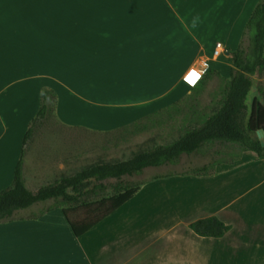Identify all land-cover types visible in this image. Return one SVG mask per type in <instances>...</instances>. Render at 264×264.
Wrapping results in <instances>:
<instances>
[{"label":"crops","instance_id":"obj_1","mask_svg":"<svg viewBox=\"0 0 264 264\" xmlns=\"http://www.w3.org/2000/svg\"><path fill=\"white\" fill-rule=\"evenodd\" d=\"M258 1L0 0V191L12 183L43 88L82 125L54 114L55 127L32 131L22 160L29 191L74 167L82 152L92 154L95 136L163 119L172 121L165 131L175 141L197 127L224 84L200 79L209 70L228 79L227 52L238 47ZM228 147L208 144L182 156L190 165L184 177L199 187L180 196L181 208L177 198L164 209L130 200L79 238L59 208L1 223L0 264H264V159H220ZM207 153L218 158L194 161ZM209 165L204 174L190 172ZM207 218L228 232L200 238L188 228Z\"/></svg>","mask_w":264,"mask_h":264},{"label":"trees","instance_id":"obj_2","mask_svg":"<svg viewBox=\"0 0 264 264\" xmlns=\"http://www.w3.org/2000/svg\"><path fill=\"white\" fill-rule=\"evenodd\" d=\"M228 79L219 89L220 99L211 115L168 145L154 146L139 152L125 161L95 164L71 176L60 177L36 191L26 189L22 176V160L32 131L50 114L56 94L47 88L39 92V106L22 138L19 159L15 165L11 185L0 191V224L23 221L17 215L39 205L53 202L32 215L38 219L59 208L70 231L79 238L112 215L139 191L141 184L125 183L124 179L142 174L146 169L161 168L177 163L182 156L198 153L208 144L236 145L257 159H264L256 133L264 131V105L254 100L249 109L245 104L252 88V77L264 73V0H259L245 23L238 47L227 52ZM219 77L207 71L200 82ZM211 166L191 169L192 174H204ZM172 174L152 177L153 180ZM92 183L90 191L85 192ZM110 195L95 202H85L82 197L95 193ZM188 228L200 238L219 239L229 230L216 218L191 223Z\"/></svg>","mask_w":264,"mask_h":264},{"label":"rangeland","instance_id":"obj_3","mask_svg":"<svg viewBox=\"0 0 264 264\" xmlns=\"http://www.w3.org/2000/svg\"><path fill=\"white\" fill-rule=\"evenodd\" d=\"M210 81H214L215 83L217 84L219 83L220 85L224 83V80L221 79L220 77H217V78L213 77ZM252 99L257 101L258 104L264 105V73L260 75H255L254 77H252V88L246 99V102H247L246 105L248 109L251 105L250 102ZM57 100L58 99H56L55 102L53 101L50 114L46 117L44 122L38 127L39 128L55 127L54 114L59 121L67 124L68 126L82 125L81 120L77 119L78 116L74 114L65 115L63 111V106H60ZM171 122L167 120H163V119H160L159 121H157V123L155 122V124L157 125L151 124L149 122H143L141 126L140 125L136 126L133 129L129 127L124 128L123 131H121V129H118V130L115 129L112 131L113 133H111L110 135L95 136L93 137L94 148H93L92 154H88L87 152H85L86 153L85 154L82 152V154L78 155V161L74 167L71 166L65 169L64 171L53 173L51 179L46 180V181L44 180L45 182L42 181V183L40 182L41 184L39 185L44 186L47 183L49 184V182L51 183L60 177L71 176L95 164L125 161V160L130 159L133 155L139 152H142V151L149 150L154 146L168 145L174 140V137L168 136L167 132L165 131V128ZM162 129L164 130V132L162 131L159 132V130H162ZM135 130L139 132V136L130 135V134H133V132L136 133ZM124 132L126 133L124 134ZM253 137H256V136H253ZM80 139L81 140L83 139V142H84L85 138L80 137ZM83 142L80 148H82L84 151ZM78 143H79V140H78ZM80 148L78 147V150H80ZM33 149L31 150V152L33 151ZM50 151L54 153L56 150L50 149L49 152ZM222 153H225V155L221 154L219 158L227 159V160L240 157L243 154H245V156H251V153L243 151L242 148L236 145H230L228 149L227 150L225 149V151H222ZM28 154H29V151H28ZM194 158H193L194 161H197V163H200L203 161L207 162L210 159H214L218 157L213 156V154L207 153L205 156L196 155V157ZM199 160L200 162H198ZM26 162L28 163L30 162L29 158H28V161ZM187 162H189L187 157H182L174 165H166L161 168L146 170L144 171L142 175H139L133 178L124 179L125 183H129V184L140 183L141 184L139 191L131 199V201L135 200L131 204L133 205L138 204L137 206L139 208H142L144 205H147V206H151L152 208L155 207L156 209H160V208L164 209V208L170 207V206L165 207L166 204H168L170 200L177 198L178 202H176L175 207L178 206V208H181L180 196L184 195L185 193H189V192L190 194L193 193L192 195H195V192L197 191V188L199 187L198 182H196L195 180L189 179L187 177H184L183 172L187 171L188 168L190 167V165H188ZM26 171L29 172V168ZM165 174H172V175L170 177L156 179V180H153L151 177L153 175L161 176ZM92 187H93V184L90 183L85 189V192L90 191ZM27 188L31 190L35 189L32 186H27ZM109 195H110L109 192H106L103 194H100V193L89 194L87 196L82 197V200L85 202H95L101 199L102 197H107ZM48 206H53V202H48L44 205H39L35 208H31L28 211L20 212L17 216L19 218L28 217V216H31L32 214L38 213L39 210L46 208ZM56 214L59 215V212L56 211ZM58 218L62 219V217H51L50 219L56 220Z\"/></svg>","mask_w":264,"mask_h":264},{"label":"built area","instance_id":"obj_4","mask_svg":"<svg viewBox=\"0 0 264 264\" xmlns=\"http://www.w3.org/2000/svg\"><path fill=\"white\" fill-rule=\"evenodd\" d=\"M223 55H224V52H223L222 46L220 44H217L215 46L214 56L218 58V57H221Z\"/></svg>","mask_w":264,"mask_h":264},{"label":"water","instance_id":"obj_5","mask_svg":"<svg viewBox=\"0 0 264 264\" xmlns=\"http://www.w3.org/2000/svg\"><path fill=\"white\" fill-rule=\"evenodd\" d=\"M256 137L259 141L261 148H264V131L257 132Z\"/></svg>","mask_w":264,"mask_h":264},{"label":"clouds","instance_id":"obj_6","mask_svg":"<svg viewBox=\"0 0 264 264\" xmlns=\"http://www.w3.org/2000/svg\"><path fill=\"white\" fill-rule=\"evenodd\" d=\"M105 35H107V34H105Z\"/></svg>","mask_w":264,"mask_h":264},{"label":"bare ground","instance_id":"obj_7","mask_svg":"<svg viewBox=\"0 0 264 264\" xmlns=\"http://www.w3.org/2000/svg\"><path fill=\"white\" fill-rule=\"evenodd\" d=\"M195 77V76H194Z\"/></svg>","mask_w":264,"mask_h":264}]
</instances>
